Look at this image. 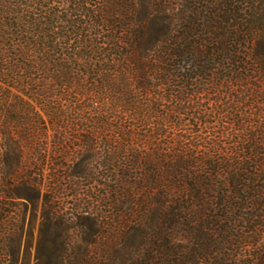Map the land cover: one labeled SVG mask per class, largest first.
Instances as JSON below:
<instances>
[{
    "label": "trees",
    "instance_id": "trees-1",
    "mask_svg": "<svg viewBox=\"0 0 264 264\" xmlns=\"http://www.w3.org/2000/svg\"><path fill=\"white\" fill-rule=\"evenodd\" d=\"M0 199L35 264H264V0H0Z\"/></svg>",
    "mask_w": 264,
    "mask_h": 264
},
{
    "label": "rangeland",
    "instance_id": "rangeland-1",
    "mask_svg": "<svg viewBox=\"0 0 264 264\" xmlns=\"http://www.w3.org/2000/svg\"><path fill=\"white\" fill-rule=\"evenodd\" d=\"M30 216V205L25 200H2L0 199V245L6 249V256H0V264L11 261L15 252L14 264H35L36 242L40 219L35 225V235L31 240V246L25 249L26 231ZM75 226L82 228L79 240L85 243L87 239V227L83 225L86 221L75 219ZM82 224V225H81ZM78 230V229H77Z\"/></svg>",
    "mask_w": 264,
    "mask_h": 264
}]
</instances>
